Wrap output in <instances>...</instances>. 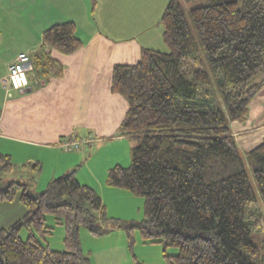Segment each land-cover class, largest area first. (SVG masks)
<instances>
[{
    "label": "trees",
    "instance_id": "trees-1",
    "mask_svg": "<svg viewBox=\"0 0 264 264\" xmlns=\"http://www.w3.org/2000/svg\"><path fill=\"white\" fill-rule=\"evenodd\" d=\"M169 0L161 16L168 52L144 48L135 65H116L112 92L128 104L118 134L134 139L131 164L107 174L109 187L145 198V218H107L99 193L75 171L52 179L33 194L35 180L12 177V157L0 150V203L19 200L23 217L0 229V264H91L81 248L82 227L103 234L99 216L128 235L139 230L149 243L176 248L175 264H256L254 232L264 233V142L243 155L231 122L243 121L264 86V0H210L194 5ZM93 2V11L96 0ZM43 45L62 54L83 46L74 22L42 34ZM37 78L62 77L64 66L42 56ZM35 172L40 165H32ZM65 227V250L40 238L52 234L47 216ZM26 230V239L21 233Z\"/></svg>",
    "mask_w": 264,
    "mask_h": 264
},
{
    "label": "crops",
    "instance_id": "crops-1",
    "mask_svg": "<svg viewBox=\"0 0 264 264\" xmlns=\"http://www.w3.org/2000/svg\"><path fill=\"white\" fill-rule=\"evenodd\" d=\"M114 1L122 0H96L93 11L92 0H0V149L4 147L10 156L16 150L25 152L28 165L24 168L41 165L52 157L57 165L49 175L41 173L37 177L36 167H27L39 190L45 189L52 179L76 172L85 165L84 160L87 167L101 165L99 176L91 170L87 180L79 174L76 178L99 193L106 209L113 201L107 200V194L114 199H129L126 190L109 187L106 178L110 168L123 165L124 159L130 157L135 144L133 138L118 134L128 104L122 95L112 92L113 69L116 65L137 64L144 48L156 50L148 33L157 27L163 35L161 16L169 2L160 9L159 19L139 29L134 21L131 23L130 0L126 1L127 22L119 23L110 17V8L105 11V6ZM65 22L76 24L77 36L83 43L72 54H62L42 43L45 30ZM23 51L29 53L33 71L26 87L13 89L8 68ZM45 54L64 66L62 77L47 82L37 78ZM231 130L243 155L264 142V86L249 104L245 119L231 122ZM88 136L95 138L94 150H65L60 146L64 140ZM109 147L114 150L102 159L97 156ZM116 203L121 212L122 203L118 199ZM4 204L12 206L13 202L0 203ZM16 206L14 213L11 211V216L0 223L10 226L25 215L26 210L19 212ZM8 226L0 224V229Z\"/></svg>",
    "mask_w": 264,
    "mask_h": 264
},
{
    "label": "rangeland",
    "instance_id": "rangeland-1",
    "mask_svg": "<svg viewBox=\"0 0 264 264\" xmlns=\"http://www.w3.org/2000/svg\"><path fill=\"white\" fill-rule=\"evenodd\" d=\"M126 1L127 0H122L121 2L114 1L113 3L110 2L109 5L105 6V11L110 8V17H114L116 20H118L119 23H122V21L127 22V20H125ZM165 2H168V0H130L131 14H129V16L131 18V23H133L134 21L136 27H138L139 29L140 26H143L144 24H152L153 22H155V20L159 19V11L163 7V5L166 4ZM209 2L211 1L205 0L203 2H190L189 4H185V11L187 14L188 22L191 26L192 22L189 16L190 9L194 5L207 4ZM113 14H115V16H113ZM148 35L151 36L154 40L152 45L154 49L163 52L169 51L164 42L163 35L157 31V27H153L151 30H149ZM263 78L264 72L259 73L252 78L251 85L260 82ZM93 139L94 142L92 145L86 148L87 151L95 149L93 147L95 145V138L93 137ZM1 148L2 150H0L3 152L4 147ZM113 150L114 149L112 147H109L104 152L99 151L97 156L102 159ZM5 152L7 151L5 150L4 153ZM11 157L12 163L14 165V172L12 174V177L21 178L24 176L27 180L32 179L30 175L31 168L29 167L31 165L27 166L30 169L27 167L24 168L25 165H28L26 161L27 154L22 150H16L14 151L13 155H11ZM130 157L124 159L123 165L121 166L128 167L131 164ZM87 158L89 157L87 156ZM105 161H107V159H105ZM83 163L86 165L85 160L83 161ZM56 165L57 164H54L52 157H48L47 161L40 165V171L37 172V177H39L41 173L42 175L51 174L54 170V166ZM85 165L77 169V171L75 172L76 177L79 174L82 180H87L89 175L88 173L91 170L97 172L98 176L100 175L101 165H99L98 167L94 165H90V167H87ZM36 183L37 181H35V185L34 183L32 185L33 188L31 189V192L33 194L40 193L47 187L46 185L45 189L39 190L37 185L38 183ZM107 192L108 190L107 188H105V194H107ZM125 195L129 197V199L123 196L115 197L114 199V196L107 194V200H109V198H112L113 201H111V204L109 203L107 207L108 210L106 209L105 211L106 217L110 219L115 218L125 223H139L143 221L145 218V198L142 196L134 195L129 191H126ZM117 199L122 203L123 206L121 212H119V209L117 208ZM7 205L8 204H4L2 206L0 205V222H2L1 220H5L10 217L11 211L12 213H14L15 205H18L16 206V209H18L19 212L21 210H26L19 200L14 201L12 206ZM103 222L104 221L99 216L96 218V224L102 227L104 230L102 235H93L87 227H82L80 232L82 251L86 256H89V258L91 259V264H175V260L173 258H168L167 255H176L178 253V250L176 248H169L164 251L163 244L146 242L139 230H135V232H132L129 236L127 231H125L123 228H118L113 222L106 223L105 225L103 224ZM46 223L48 227L52 228V234L41 237V243L48 246L51 250L64 251L65 246L63 240L65 237V227L63 225H58L54 217L50 215L47 216ZM0 224L8 226V224L10 223ZM21 235L23 239H26L28 232L24 230ZM252 240L253 242L258 243L260 246V252L257 256L253 257V260L256 264H264V233L254 232L252 234Z\"/></svg>",
    "mask_w": 264,
    "mask_h": 264
},
{
    "label": "built area",
    "instance_id": "built-area-1",
    "mask_svg": "<svg viewBox=\"0 0 264 264\" xmlns=\"http://www.w3.org/2000/svg\"><path fill=\"white\" fill-rule=\"evenodd\" d=\"M32 59L28 52L23 51L16 55L8 68L9 82L13 89H21L28 85L29 74L32 72ZM94 142L93 137H82L80 139L64 140L60 146L64 149H83Z\"/></svg>",
    "mask_w": 264,
    "mask_h": 264
},
{
    "label": "water",
    "instance_id": "water-1",
    "mask_svg": "<svg viewBox=\"0 0 264 264\" xmlns=\"http://www.w3.org/2000/svg\"><path fill=\"white\" fill-rule=\"evenodd\" d=\"M0 188H1V184H0Z\"/></svg>",
    "mask_w": 264,
    "mask_h": 264
}]
</instances>
